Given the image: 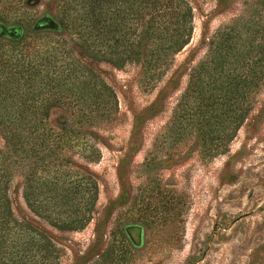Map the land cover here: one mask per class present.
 <instances>
[{"label":"rangeland","instance_id":"374dc122","mask_svg":"<svg viewBox=\"0 0 264 264\" xmlns=\"http://www.w3.org/2000/svg\"><path fill=\"white\" fill-rule=\"evenodd\" d=\"M187 1L193 10L190 42L155 80L140 63L118 67L88 54L72 30H61L51 0L22 1L0 32L6 43L4 29L20 24L28 37L24 52L36 62V21L47 17L56 26L48 29L52 36L62 35L72 55L116 96L108 120H73L71 133H61L68 136L76 177L90 174L97 185L84 228L53 226L32 211L23 197V175L11 168L12 213L47 235L58 249V264H264V81L226 150L213 156L201 146L193 99L182 100L190 70L216 32L239 27L245 44L250 38L258 43L250 58L264 62V0ZM67 107H50L44 129L61 132L58 126L74 108ZM5 149L0 133V154Z\"/></svg>","mask_w":264,"mask_h":264},{"label":"trees","instance_id":"16d2710c","mask_svg":"<svg viewBox=\"0 0 264 264\" xmlns=\"http://www.w3.org/2000/svg\"><path fill=\"white\" fill-rule=\"evenodd\" d=\"M22 1L0 0V32ZM51 1L61 30H72L88 54L118 67L140 63L154 80L166 73L193 33L187 0ZM50 28L56 26L47 17L36 21V62L24 52L28 37L20 24L4 29L9 38L0 43V133L6 144L0 154L1 264H58V249L47 235L12 213L7 197L11 168L23 175V197L32 211L53 226L84 228L92 217L97 185L90 174L76 177L68 136L62 134L71 133L73 120L99 123L116 109L113 90L72 55L62 35L52 36ZM231 30L210 38L182 95L184 103L194 101L201 116V146L211 156L226 150L264 81V62L250 58L258 43L250 38L245 44L241 29ZM63 104L74 107L68 122L58 126L61 132L45 130L49 108Z\"/></svg>","mask_w":264,"mask_h":264}]
</instances>
